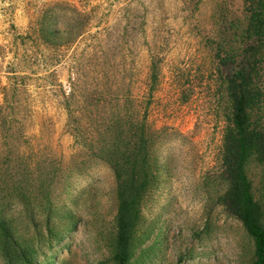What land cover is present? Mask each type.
Wrapping results in <instances>:
<instances>
[{"label":"rangeland","instance_id":"rangeland-1","mask_svg":"<svg viewBox=\"0 0 264 264\" xmlns=\"http://www.w3.org/2000/svg\"><path fill=\"white\" fill-rule=\"evenodd\" d=\"M247 4L0 0V199L18 244H36L49 221L69 228L50 264H114L112 162L132 139L148 175L133 259L250 264V239L218 201L230 65L217 53L242 44ZM245 170L264 210V165ZM41 174L52 201L42 212ZM22 176L24 201L12 191Z\"/></svg>","mask_w":264,"mask_h":264},{"label":"trees","instance_id":"trees-1","mask_svg":"<svg viewBox=\"0 0 264 264\" xmlns=\"http://www.w3.org/2000/svg\"><path fill=\"white\" fill-rule=\"evenodd\" d=\"M247 5L241 30L242 44L237 46L234 54L233 51L222 56L217 53L219 65H230L229 72L222 79L228 112L220 156V177L224 189L218 201L240 222L250 239V264H264V210L254 196L245 170L249 161L264 165V126H261L257 112L258 106L264 104V0H248ZM54 22L53 16L47 26L43 21L42 29L52 30ZM132 143L133 140L129 139L120 153L121 159L112 162L116 213L115 234L110 247L114 264L141 263V260L133 259L134 237L148 175L144 171V159L138 158L141 148L137 144L139 148L131 150ZM139 160L142 162L140 168L137 165ZM44 175L35 179L37 189H30L33 194H40L37 208L41 212L45 208L49 211L52 205L48 189L43 190L41 186ZM12 187L18 199L24 201L31 195L23 176ZM6 203L0 199V264H50L54 254L52 249L69 231L68 226L54 231L49 221H45L46 232L44 236H37L36 244L29 241L24 245L18 244L13 238L12 222L5 215Z\"/></svg>","mask_w":264,"mask_h":264}]
</instances>
